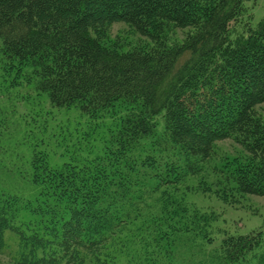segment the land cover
<instances>
[{
    "label": "trees",
    "instance_id": "trees-1",
    "mask_svg": "<svg viewBox=\"0 0 264 264\" xmlns=\"http://www.w3.org/2000/svg\"><path fill=\"white\" fill-rule=\"evenodd\" d=\"M250 2L0 0V80L107 128L60 167L46 151L0 165L9 264H264V222L214 245L215 215L179 186L230 139L246 155L225 181L264 197V18ZM116 23L147 42L107 43Z\"/></svg>",
    "mask_w": 264,
    "mask_h": 264
},
{
    "label": "rangeland",
    "instance_id": "rangeland-1",
    "mask_svg": "<svg viewBox=\"0 0 264 264\" xmlns=\"http://www.w3.org/2000/svg\"><path fill=\"white\" fill-rule=\"evenodd\" d=\"M247 6L256 25L264 18V0H252ZM107 36V43H116L123 50L147 42L124 23L111 25ZM183 37L184 32L177 30L171 40L180 42ZM4 77L0 80V165L24 163L33 153L46 151L49 164L60 167L100 146L99 138L107 132L105 126L94 125L74 108L52 107L45 94L38 93L21 77L12 81L13 74ZM263 111L264 104L259 109L261 114ZM245 155L232 140L219 141L201 172L186 176L179 184L189 206L215 215L214 245L225 235H247L264 222V197L235 193L225 181L231 164L242 161ZM5 253L0 251V264H9Z\"/></svg>",
    "mask_w": 264,
    "mask_h": 264
}]
</instances>
